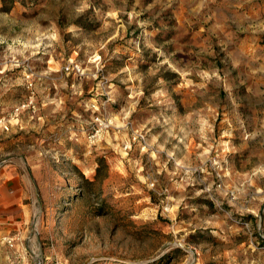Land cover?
I'll return each instance as SVG.
<instances>
[{
	"label": "rangeland",
	"instance_id": "374dc122",
	"mask_svg": "<svg viewBox=\"0 0 264 264\" xmlns=\"http://www.w3.org/2000/svg\"><path fill=\"white\" fill-rule=\"evenodd\" d=\"M1 119L42 257L264 264V0H0Z\"/></svg>",
	"mask_w": 264,
	"mask_h": 264
},
{
	"label": "crops",
	"instance_id": "0c3cea01",
	"mask_svg": "<svg viewBox=\"0 0 264 264\" xmlns=\"http://www.w3.org/2000/svg\"><path fill=\"white\" fill-rule=\"evenodd\" d=\"M27 196L28 185L20 173L16 169L0 168V234L19 231L26 235L32 210V205L25 202ZM2 249L5 248L0 246V252ZM18 254L22 256L21 252Z\"/></svg>",
	"mask_w": 264,
	"mask_h": 264
},
{
	"label": "built area",
	"instance_id": "2783aa9c",
	"mask_svg": "<svg viewBox=\"0 0 264 264\" xmlns=\"http://www.w3.org/2000/svg\"><path fill=\"white\" fill-rule=\"evenodd\" d=\"M65 69L72 70L73 72H80V67L71 62L69 63ZM19 109L17 108L16 111ZM15 111V113H16ZM9 121H6L4 119L0 120V124L3 129L7 130L9 127ZM94 125L92 126L91 130L89 131L87 137L88 139H92L96 135L100 133V131L107 127L108 124L101 121L98 115L94 117L93 121ZM132 141L143 143L142 148L144 149L146 147V139L145 135H143L141 132H133L132 133ZM32 210H31V217H30V223L27 227V233L26 235L22 236L19 231L15 232H9V233H3L0 234V246L4 247L6 250L10 251H17L20 250L23 257L30 256L34 261H37V264H61L58 260L55 259H49L48 256L42 257V251L39 243L37 242V233H38V224L40 221V210L36 205V200H32ZM29 242V244H25V242Z\"/></svg>",
	"mask_w": 264,
	"mask_h": 264
}]
</instances>
